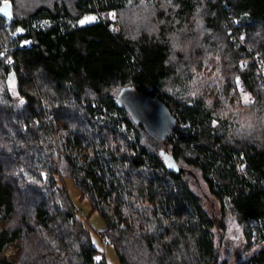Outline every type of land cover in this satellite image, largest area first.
<instances>
[{
  "label": "trees",
  "instance_id": "trees-1",
  "mask_svg": "<svg viewBox=\"0 0 264 264\" xmlns=\"http://www.w3.org/2000/svg\"><path fill=\"white\" fill-rule=\"evenodd\" d=\"M3 1L0 264H108L61 176L121 264H230L195 170L245 249L264 244V0ZM131 86L178 118L170 137L117 106ZM239 264H264V245Z\"/></svg>",
  "mask_w": 264,
  "mask_h": 264
},
{
  "label": "rangeland",
  "instance_id": "rangeland-1",
  "mask_svg": "<svg viewBox=\"0 0 264 264\" xmlns=\"http://www.w3.org/2000/svg\"><path fill=\"white\" fill-rule=\"evenodd\" d=\"M22 1V0H21ZM33 6V2L35 0H27ZM48 1V0H47ZM21 7V4H20ZM22 8V7H21ZM27 8V7H26ZM28 9V8H27ZM85 20V19H84ZM242 92L244 101L245 97H247V102H252L254 97L245 92L244 87H240ZM246 93V94H245ZM251 100V101H250ZM162 149H166V147H162ZM188 179L191 184L192 189L201 196L204 201L206 209L217 216L219 219H225L226 221V241H225V249L224 255L229 259L230 264H239L248 258L252 253H254L258 248L262 247L264 244H258L253 250L247 251L244 247V234L241 224L239 220L236 218L228 216H224L223 210L221 208V204L217 201L214 196L210 194V191L203 180L201 173L197 170L192 171L188 174ZM61 183L67 186L71 199L75 204L77 212L81 216V220L84 222L85 226L89 228L93 234L94 241L99 248H102L104 251V255L106 257V262L108 264H121L118 258L115 247L112 244L106 245L103 241L101 235L104 233L102 230L105 227L103 218L100 216L98 212H93L91 205L87 199L80 200V192L75 187L73 181L70 178L65 176L59 177ZM225 237V238H226ZM15 246H10L5 254L12 255L16 251Z\"/></svg>",
  "mask_w": 264,
  "mask_h": 264
},
{
  "label": "water",
  "instance_id": "water-1",
  "mask_svg": "<svg viewBox=\"0 0 264 264\" xmlns=\"http://www.w3.org/2000/svg\"><path fill=\"white\" fill-rule=\"evenodd\" d=\"M0 16L10 21L14 20L11 2L6 1L0 5ZM116 104L129 112L137 124H141L153 137L159 140L170 137L178 126V118L165 102L139 91L134 86L122 89ZM161 154L172 170H178V163L166 149H162Z\"/></svg>",
  "mask_w": 264,
  "mask_h": 264
},
{
  "label": "built area",
  "instance_id": "built-area-1",
  "mask_svg": "<svg viewBox=\"0 0 264 264\" xmlns=\"http://www.w3.org/2000/svg\"><path fill=\"white\" fill-rule=\"evenodd\" d=\"M5 2V1H3ZM91 18H95L94 16H91ZM93 20V19H92ZM6 51H8V49L6 48ZM261 68H264V65H261ZM264 84V71L262 72V81ZM101 237L103 238V241L105 242L106 245L111 244V241L105 236V235H101Z\"/></svg>",
  "mask_w": 264,
  "mask_h": 264
},
{
  "label": "snow or ice",
  "instance_id": "snow-or-ice-1",
  "mask_svg": "<svg viewBox=\"0 0 264 264\" xmlns=\"http://www.w3.org/2000/svg\"><path fill=\"white\" fill-rule=\"evenodd\" d=\"M92 19H94V18H88L87 20H83V21H81V23H87L89 20H92ZM245 102H247V97H245Z\"/></svg>",
  "mask_w": 264,
  "mask_h": 264
},
{
  "label": "bare ground",
  "instance_id": "bare-ground-1",
  "mask_svg": "<svg viewBox=\"0 0 264 264\" xmlns=\"http://www.w3.org/2000/svg\"><path fill=\"white\" fill-rule=\"evenodd\" d=\"M246 92V91H245ZM246 94V93H245ZM251 101V100H250Z\"/></svg>",
  "mask_w": 264,
  "mask_h": 264
}]
</instances>
